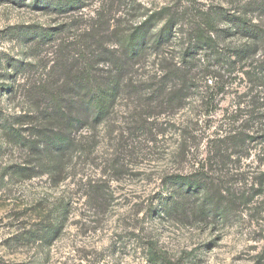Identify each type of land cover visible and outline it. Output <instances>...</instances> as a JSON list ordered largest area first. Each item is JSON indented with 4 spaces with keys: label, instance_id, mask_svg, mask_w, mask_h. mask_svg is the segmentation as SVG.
I'll list each match as a JSON object with an SVG mask.
<instances>
[{
    "label": "rangeland",
    "instance_id": "374dc122",
    "mask_svg": "<svg viewBox=\"0 0 264 264\" xmlns=\"http://www.w3.org/2000/svg\"><path fill=\"white\" fill-rule=\"evenodd\" d=\"M152 14L172 30L115 72L110 35ZM86 67L118 80L97 122L71 85ZM63 105L71 126L43 119ZM50 130L56 169L29 148ZM0 264H264V0H0Z\"/></svg>",
    "mask_w": 264,
    "mask_h": 264
},
{
    "label": "trees",
    "instance_id": "16d2710c",
    "mask_svg": "<svg viewBox=\"0 0 264 264\" xmlns=\"http://www.w3.org/2000/svg\"><path fill=\"white\" fill-rule=\"evenodd\" d=\"M162 20L163 17L161 15L152 14L132 27L119 30V32L113 31L110 36L115 38L118 51L111 52L119 53L118 57L111 58L110 60L111 66L115 72L121 73L124 69H126L130 62L141 56L140 53L146 49L149 43L152 46H155L156 44V48L162 45L161 43L167 37L168 32L172 30V28L168 26L167 22H165L161 28L153 34L152 30ZM107 25H109V23H107ZM98 26L102 25L99 24L97 26H93L97 34L101 30V27L98 28ZM90 31H94L93 28ZM215 31L216 24L209 18H205L192 30L195 44H197L199 47H204L206 50H212V48L215 46V41L212 38L213 33H216ZM245 31L247 35L252 33V36L250 37L252 41L256 42L259 39V35L257 33L259 32V29H257V27H251L249 32L247 30ZM187 55L189 54L187 53ZM89 69V67H86L78 74H75L72 78L71 85L76 90V100H78L79 105H82V108L85 107L87 111L93 115L94 120L97 122L106 115L111 102L116 97L115 89L118 87V80L114 76H110L112 75L110 74V77L107 76L105 79H100L99 82L97 80L92 81L88 75L90 73ZM173 72H171L172 75H170V77L173 78L172 80L175 81L176 85L174 84V87L170 90V94L168 95H170L171 99L180 101L185 97V95L182 93L183 89L189 88L188 86L192 87L191 84L194 81L192 80L189 82L186 75L180 76L176 69H174ZM62 100L63 102L69 101L68 98H63ZM56 104L59 105L62 104V102L59 101ZM62 109L63 110L58 109V112L60 110L58 113L59 118L53 117L49 119L47 116H43V119L50 124L60 120L68 127L71 126L73 119L68 118V112L64 108V105L62 106ZM67 109H70V107ZM40 135L43 139V143L47 145L48 149L46 146L45 150L39 149L40 146L38 137H36L38 142L34 141L29 143L30 150L36 152V165L38 167L43 165V167L46 169L51 167H54L55 169L59 168L60 162L58 161V152L65 149L63 146L67 144V137L62 134H54L51 132V130L49 132L44 131ZM43 154H46V160H44ZM175 180L180 184L181 187H184L186 191H203V194L205 195V204L209 207H214L217 211L222 210L220 206L213 204V196L208 192L209 189H207L206 186H202L200 182L178 177Z\"/></svg>",
    "mask_w": 264,
    "mask_h": 264
}]
</instances>
